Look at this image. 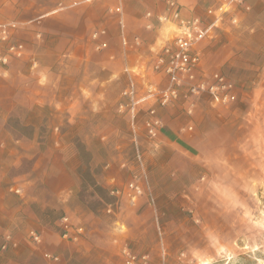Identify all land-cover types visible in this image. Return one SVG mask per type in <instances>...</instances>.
Masks as SVG:
<instances>
[{
    "label": "rangeland",
    "instance_id": "1",
    "mask_svg": "<svg viewBox=\"0 0 264 264\" xmlns=\"http://www.w3.org/2000/svg\"><path fill=\"white\" fill-rule=\"evenodd\" d=\"M77 1L38 0L25 16L27 0H0V253L11 243L19 264H125V248L143 264H264V0H242L236 23L197 45L200 71L233 86L225 106L206 94L142 100L166 85L151 63L174 36L154 20L145 30L144 14L164 11L156 0L135 30L116 2L78 30L69 12L93 1ZM179 2L208 20L210 4Z\"/></svg>",
    "mask_w": 264,
    "mask_h": 264
},
{
    "label": "built area",
    "instance_id": "2",
    "mask_svg": "<svg viewBox=\"0 0 264 264\" xmlns=\"http://www.w3.org/2000/svg\"><path fill=\"white\" fill-rule=\"evenodd\" d=\"M156 1H165L168 9L166 14L157 18L158 22H169L170 26L175 29L176 35L161 44L151 63L152 71L166 78V85L161 87L163 89L150 88L148 95L143 96L142 100L153 98L160 106H164L177 99L180 94L187 99L206 94L212 104L225 106L232 103L235 100L232 84L220 74L215 73L206 77L200 71V54L197 51V45L206 40L212 32H215L227 18L232 24H235L237 20L233 16V12L242 7L243 1L212 0V4L205 10L207 21L200 17L182 16V6L179 0ZM115 11L120 12V9L116 8ZM146 16L148 19L152 17L149 13H146ZM146 28L151 29L152 24H147ZM122 42L127 45L126 39L123 38ZM98 47L105 48L106 43H102ZM123 95L130 99L135 98L134 86L130 85ZM153 112L154 110H150V113ZM157 124L158 122H148L146 127L152 133ZM66 221L67 219L62 220L63 223ZM65 228H67V224ZM30 239L34 245H38L41 241L40 236L33 232L30 234ZM122 252L125 264H141V262L143 264L145 261V258H137L126 248ZM45 258L57 260L48 254L45 255Z\"/></svg>",
    "mask_w": 264,
    "mask_h": 264
},
{
    "label": "crops",
    "instance_id": "3",
    "mask_svg": "<svg viewBox=\"0 0 264 264\" xmlns=\"http://www.w3.org/2000/svg\"><path fill=\"white\" fill-rule=\"evenodd\" d=\"M28 1V8L24 9L22 11L23 14H25V16H33V11L30 9H35L34 5L35 3H38V0H27ZM84 1V0H83ZM87 1V0H85ZM90 1V0H89ZM93 3H91V5H87V6H83V7H79L78 9L72 10L71 13L69 12L68 15L71 16L72 20H74V22H72L73 26L76 27L78 30L83 29L84 27H89V25L92 23V26L94 25H98V23L95 22V16H100L103 11L105 12L106 9L103 7L105 6L106 3L109 2H113V3H117V5H122L124 7V11H125V17L122 16L121 20H122V24L125 27L126 22L124 23V19L127 21V27H129V29L131 30H135L137 28V26H139L141 23H143V13L145 10V4L151 5L152 1L151 0H92ZM7 2L10 5H13L16 0H7ZM182 3L189 7H194L196 4H203V5H208V4H212L211 0H182ZM70 7H75L77 6L79 3V1L77 0H70ZM30 6V8H29ZM190 7V8H191ZM54 7L53 4L48 3L46 4L44 7H41L40 9H37L39 11V13L42 11H51L50 13H52ZM18 11H20V9H18ZM186 12V11H185ZM43 16V15H42ZM193 16H197L199 17L197 14H190V15H185V17H193ZM66 18L65 15L63 16H57V17H53L51 18L49 21L43 23V31L45 32H49L50 30L48 29L51 24H55L58 25L60 27H63V20ZM101 28H96L94 27L92 29L91 32H95L97 30H99ZM90 32V33H91ZM59 35L62 36V32L60 30ZM91 35V34H90ZM91 40V39H90ZM75 42V39L74 41ZM10 220V222L12 224L19 221V219H13V218H4V223H8V221ZM21 223V222H18ZM49 237L46 236L45 237V247H49L52 250H56V245H49L48 242H51L49 239ZM48 239V241H47ZM58 239L52 237V242H54L55 244H57V242L60 244V248L62 249L64 247L63 243L57 241ZM13 243H15L14 241H12ZM9 244V243H8ZM12 244H9V248L8 251L4 252V253H0V264H19L17 263L18 261V257L15 256L12 247L10 248ZM23 264H25V262H23Z\"/></svg>",
    "mask_w": 264,
    "mask_h": 264
},
{
    "label": "bare ground",
    "instance_id": "4",
    "mask_svg": "<svg viewBox=\"0 0 264 264\" xmlns=\"http://www.w3.org/2000/svg\"><path fill=\"white\" fill-rule=\"evenodd\" d=\"M157 3H159V4H161L162 6H163V8H164V11L162 12V13H159V14H157V15H153L152 14V12H146V13H149L150 14V16H152L150 19H148V17L146 16V13L144 14V20H145V24H144V28H145V30H152L153 29V23H152V20H154L157 24H159L160 26H163V25H170L169 24V22H164V23H159L158 22V20H157V18L158 17H160L161 15H164V14H166L167 13V11H168V9H167V7H166V2L165 1H161V2H157ZM185 17V16H184ZM193 17H197V16H193ZM149 23H151L152 24V28L151 29H147L146 28V25L147 24H149ZM174 35H176L175 34V29H174ZM174 37V36H173ZM136 43H139V40L136 42ZM152 65V64H151ZM152 70V69H151ZM154 73H156V72H154ZM161 89H163V88H161ZM166 89V88H165Z\"/></svg>",
    "mask_w": 264,
    "mask_h": 264
}]
</instances>
